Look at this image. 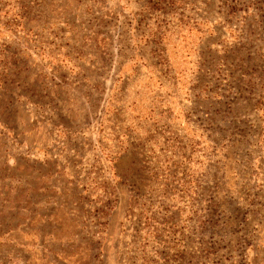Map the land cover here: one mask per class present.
Here are the masks:
<instances>
[{
    "label": "rangeland",
    "instance_id": "obj_1",
    "mask_svg": "<svg viewBox=\"0 0 264 264\" xmlns=\"http://www.w3.org/2000/svg\"><path fill=\"white\" fill-rule=\"evenodd\" d=\"M0 264H264V0H0Z\"/></svg>",
    "mask_w": 264,
    "mask_h": 264
}]
</instances>
